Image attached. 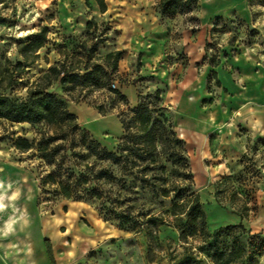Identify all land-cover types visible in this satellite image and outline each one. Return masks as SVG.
Segmentation results:
<instances>
[{
    "label": "rangeland",
    "instance_id": "obj_1",
    "mask_svg": "<svg viewBox=\"0 0 264 264\" xmlns=\"http://www.w3.org/2000/svg\"><path fill=\"white\" fill-rule=\"evenodd\" d=\"M105 3L106 10L100 12L94 0H0V94L20 100L36 89L56 93L75 124L109 151L123 139L121 121L132 116L131 108L144 103L153 110L160 104L183 141L186 165L164 163L165 183H157L170 190L169 197L151 196L145 183L140 187L138 175L129 190L121 189L120 182L104 183L102 199H66L41 180L52 171L65 176L71 169V182L88 172L84 175L90 186L94 179L85 164H94L93 171L105 166L95 155L82 156L87 148L83 134L73 131L66 139L51 142L50 148L58 150L50 164L37 150V142L53 134L46 123L0 119V223L9 219L10 264H50L45 241L55 264H213L197 250L199 238L179 239L171 213L176 186L190 187L199 195L209 232L227 226L213 223L214 210L242 216L246 232L237 229L230 235L243 244L247 233L259 235L244 264H264V137L236 130L240 152L226 158L217 151L220 130H214L208 153L201 158L200 146L190 136L198 133V124H173L172 101L177 92L185 93L200 109L220 111L223 122H230L226 114L236 104L214 68L234 75L233 82L240 87L256 85V74L264 85V5L197 0L191 11L168 16L159 11L156 0ZM215 18L221 21L213 31ZM41 30L43 45L25 57L20 48ZM116 51L121 55L111 68L114 58L106 55ZM217 60L219 64L212 66ZM95 65L107 74L98 87L71 83L66 87H74L65 91L49 75L51 67L82 75ZM243 112L246 120L253 112L264 122V105L248 106ZM184 125L193 132L188 134ZM17 138L27 140L31 148L16 149ZM76 183L78 191L88 186ZM114 214L129 215L131 222L119 225ZM149 218L155 221L146 222ZM232 238L222 237L219 245L228 249Z\"/></svg>",
    "mask_w": 264,
    "mask_h": 264
},
{
    "label": "trees",
    "instance_id": "obj_2",
    "mask_svg": "<svg viewBox=\"0 0 264 264\" xmlns=\"http://www.w3.org/2000/svg\"><path fill=\"white\" fill-rule=\"evenodd\" d=\"M88 1V0H87ZM100 12L106 10L105 0H94ZM159 11L168 16L183 14L191 11L197 0H156ZM250 4L256 3L264 5V0H248ZM221 21L215 18L211 30H216L218 23ZM44 30H41L35 38L28 40L20 48V53L25 57L28 52L36 53L43 45ZM206 46V45H205ZM207 47V46H206ZM121 52L116 51L106 55V59L114 58L111 68L116 67V62ZM219 61H213L212 66H217ZM214 73V72H213ZM63 74V75H61ZM49 75L53 80H59L65 91L72 89L74 86L66 87V84H77L85 86H101L107 74L100 65L93 66L89 71L80 75L69 71H60L56 67L49 69ZM61 75V76H60ZM116 94L120 93L114 90ZM148 96V95H147ZM125 99L124 96H120ZM154 97L159 102L160 92L156 90ZM132 116L127 120H122L124 130L123 139H121L114 150L109 151L101 146L98 142L86 136L83 129L75 124V117L67 110L66 103L56 93L46 89H36L28 92L25 99H13L6 95L0 94V119L9 123H28L36 124L39 122L46 123L51 128L52 135L42 137L37 142V150L40 156L48 163H54L57 148H50V143L55 139H66L73 131H79L83 134L86 141L84 157L97 156L101 163L105 166L93 171V165L85 164V168L91 174L93 185L89 186V178L83 172L77 174L78 180L87 184L86 188L77 190L76 182H71L74 172L70 169L66 171V175L56 171L50 172L41 184L49 182L55 186L59 194L66 199H83L87 197H95L102 199L100 185L104 183H121V189L129 190L133 186L136 179H139L141 188H148L147 192L151 196L169 197L170 190L159 186L157 181L165 183L164 174L168 162L171 166L186 165V158L183 154V141L178 139L174 132L171 122L167 115L164 114L160 104L155 105V109H150L144 103L131 108ZM59 137V138H58ZM86 137V138H85ZM14 147L21 151H27L31 148V144L22 138H17ZM81 155V154H74ZM134 169H136L134 171ZM151 172V176L147 177V173ZM139 175V176H138ZM189 185L191 186V174L187 172ZM99 183V184H98ZM177 187V186H176ZM172 191L171 213L175 217V225L179 230V239L186 242L188 238H199L200 244L197 250L206 254L213 261V264H244L245 256L249 254V248L252 246L253 240L260 237L257 234L247 233L246 242L243 244L237 236L230 235L231 231L239 229L246 232L244 225L239 222L234 225L219 227L213 232H209L206 227V216L202 209L200 198L190 187L176 188ZM187 191L185 195L182 193ZM185 195V196H184ZM119 221V225H126L132 219L129 215L114 214ZM242 217V216H241ZM155 218H149L146 222H154ZM150 236V232L148 233ZM222 237H233L230 241L229 248L219 245ZM222 241V240H220ZM46 254L50 264H55L52 248L48 241H45Z\"/></svg>",
    "mask_w": 264,
    "mask_h": 264
},
{
    "label": "crops",
    "instance_id": "obj_3",
    "mask_svg": "<svg viewBox=\"0 0 264 264\" xmlns=\"http://www.w3.org/2000/svg\"><path fill=\"white\" fill-rule=\"evenodd\" d=\"M214 74L229 89L232 96L231 99L236 104L235 110H229L226 114L230 122H223L220 111L202 110L197 106V102L189 101L190 97L187 94L177 92L172 99L173 103L176 104V106L173 105L176 108L173 112V124H198V133L190 136L200 146L199 150H197L201 158L208 153L209 137L212 131L220 130V135L217 137V151L226 158H232L240 152V138L235 136L236 130H243L252 137H264V122H261L260 117L253 114V112H251L252 114L247 120L243 116V111L248 106L257 107L264 105V85L259 84V74H256L258 83L255 85L247 80L249 85L246 87H240L237 83H234L233 79L235 76L228 74L221 67H215ZM200 79L202 78L199 77L198 80ZM186 86L187 83L185 84ZM237 113H239V117H237ZM242 122L244 123L242 124ZM184 128L189 132L188 134L193 132L186 125H184ZM0 210L2 211V208ZM212 221L217 225H234L239 222L243 224V218L239 214L217 210L212 213ZM9 238V219H2L0 223V264H10L7 253L9 250Z\"/></svg>",
    "mask_w": 264,
    "mask_h": 264
},
{
    "label": "clouds",
    "instance_id": "obj_4",
    "mask_svg": "<svg viewBox=\"0 0 264 264\" xmlns=\"http://www.w3.org/2000/svg\"><path fill=\"white\" fill-rule=\"evenodd\" d=\"M0 207H2V205H0Z\"/></svg>",
    "mask_w": 264,
    "mask_h": 264
},
{
    "label": "bare ground",
    "instance_id": "obj_5",
    "mask_svg": "<svg viewBox=\"0 0 264 264\" xmlns=\"http://www.w3.org/2000/svg\"><path fill=\"white\" fill-rule=\"evenodd\" d=\"M218 220V219H217Z\"/></svg>",
    "mask_w": 264,
    "mask_h": 264
}]
</instances>
